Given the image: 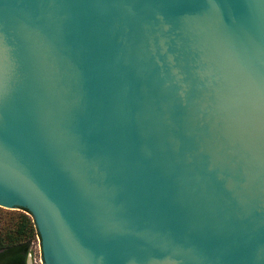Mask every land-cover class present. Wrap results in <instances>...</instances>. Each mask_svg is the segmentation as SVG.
I'll use <instances>...</instances> for the list:
<instances>
[{
	"label": "water",
	"instance_id": "water-1",
	"mask_svg": "<svg viewBox=\"0 0 264 264\" xmlns=\"http://www.w3.org/2000/svg\"><path fill=\"white\" fill-rule=\"evenodd\" d=\"M0 207L42 264H264V0H0Z\"/></svg>",
	"mask_w": 264,
	"mask_h": 264
},
{
	"label": "trees",
	"instance_id": "trees-1",
	"mask_svg": "<svg viewBox=\"0 0 264 264\" xmlns=\"http://www.w3.org/2000/svg\"><path fill=\"white\" fill-rule=\"evenodd\" d=\"M38 232L27 210L0 207V264H28Z\"/></svg>",
	"mask_w": 264,
	"mask_h": 264
},
{
	"label": "rangeland",
	"instance_id": "rangeland-1",
	"mask_svg": "<svg viewBox=\"0 0 264 264\" xmlns=\"http://www.w3.org/2000/svg\"><path fill=\"white\" fill-rule=\"evenodd\" d=\"M2 208V207H1ZM6 209V208H3ZM10 210V209H7ZM31 254L28 255V264H42L40 260L39 239L36 238L31 244Z\"/></svg>",
	"mask_w": 264,
	"mask_h": 264
}]
</instances>
